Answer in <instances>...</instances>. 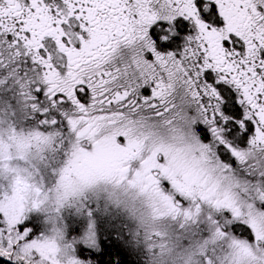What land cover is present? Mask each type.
Listing matches in <instances>:
<instances>
[{
  "label": "snow or ice",
  "instance_id": "1",
  "mask_svg": "<svg viewBox=\"0 0 264 264\" xmlns=\"http://www.w3.org/2000/svg\"><path fill=\"white\" fill-rule=\"evenodd\" d=\"M0 264H264V0H0Z\"/></svg>",
  "mask_w": 264,
  "mask_h": 264
}]
</instances>
